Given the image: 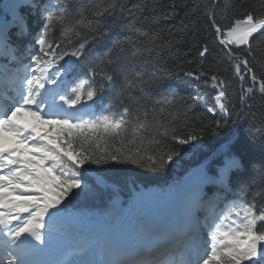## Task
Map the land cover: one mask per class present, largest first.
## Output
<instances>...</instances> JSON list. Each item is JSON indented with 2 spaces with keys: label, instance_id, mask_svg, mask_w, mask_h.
I'll list each match as a JSON object with an SVG mask.
<instances>
[{
  "label": "snow or ice",
  "instance_id": "1",
  "mask_svg": "<svg viewBox=\"0 0 264 264\" xmlns=\"http://www.w3.org/2000/svg\"><path fill=\"white\" fill-rule=\"evenodd\" d=\"M234 7L231 0H206L201 22L208 25L219 58L240 82L241 109L257 99L264 108V59L257 60V45L264 44V13L244 11L229 23H222L227 15L217 19V9L227 13ZM6 8L12 19L0 22V264H264V176L247 185L244 201L231 198L234 182H244L246 169V145L235 135L225 136L188 178L185 206L202 212L203 219L186 213L159 226L148 222L150 243L138 245L124 259L98 260L91 242L69 243L66 220L73 202L107 187L110 171L129 170L117 166L169 170L206 135H220L222 123L216 117L230 116L237 104L228 97L227 79L202 63L183 74L198 92L211 83V118L194 116L199 94L189 104L177 103L172 92H156L169 73L162 66L144 69L166 45L154 30L156 17L136 16L142 4L18 0ZM33 12L39 53L24 64L23 51L11 37L13 32L21 39L31 34L28 17ZM125 13L124 26L135 37L116 40L82 67L87 50L107 37ZM210 54L205 43L199 56ZM24 116L31 119L22 122Z\"/></svg>",
  "mask_w": 264,
  "mask_h": 264
},
{
  "label": "trees",
  "instance_id": "2",
  "mask_svg": "<svg viewBox=\"0 0 264 264\" xmlns=\"http://www.w3.org/2000/svg\"><path fill=\"white\" fill-rule=\"evenodd\" d=\"M52 2L54 3L55 0ZM73 2L78 6H88L93 3V0H73ZM205 2L206 0H123L125 6L129 8L138 3L144 6L142 12L136 13L138 18L142 16L157 18L153 27L163 37L166 47L162 54L154 57L151 64L144 70L152 71L155 67L162 66L169 74L156 86V92L162 95L172 92L175 94L177 103L186 101L189 104L193 103L190 97L199 94L202 98L195 101L193 114L197 118H211V113L207 111L208 107L214 104L215 92L211 83L207 88L202 86L198 92L196 83L190 82L183 74L185 70L199 67L202 63L205 70H210L227 79L228 97L233 104H237L236 110L230 116L216 117L222 123L220 135H206L198 148L182 152L176 163L163 173L145 172L143 169L132 166H117L129 169L128 171H110L106 176L105 190L100 188L93 194L87 197L82 196L73 202L70 216L76 217L77 222L66 223L70 237L68 242H78L86 231L85 226L89 224L113 227L123 225L124 228L139 231L148 239L146 224L148 222L154 224L150 220L153 216H165L169 222L186 213L190 214L192 208L185 206L188 178L206 158L213 155L223 143L225 136L235 135L246 145L244 182H234L231 198L238 197L240 201H244V189L247 185L258 184L260 178L264 176V108L259 107L258 99L249 101L251 107L241 109L239 106L240 82L233 76L228 64L219 58V49L211 43L208 25L201 22L200 13ZM9 3V1L0 0V22L12 19L6 8ZM231 3L235 7L227 13L217 9L218 20L225 15L228 17L222 20V23H229L231 18L238 17L244 11H253L257 15L264 13V9L260 7V0H231ZM197 5H200V8H197ZM128 19L125 13L123 20L112 27L107 37L99 39L87 50L80 62L82 67L91 61L98 60L116 40L135 37L133 29L124 26ZM28 21L30 35L21 39L13 32L11 37L12 44L23 51L22 63L27 61L37 49L33 37L37 34L39 25L34 12L28 17ZM144 22L147 23V21ZM9 27L11 29V25ZM169 41H171V47L167 46ZM205 43H208L211 54L201 58L199 52ZM257 48L259 61L264 59V44L258 43ZM65 59L69 58L65 57ZM96 83H99V78ZM108 99L109 97H105L103 103L107 104ZM100 107V102H97L96 110L99 111ZM44 128L47 129L48 126L45 125ZM133 180L135 183L132 182ZM204 189L210 194L209 187ZM114 197L121 202L120 209L111 203ZM202 214L200 212V215Z\"/></svg>",
  "mask_w": 264,
  "mask_h": 264
},
{
  "label": "rangeland",
  "instance_id": "3",
  "mask_svg": "<svg viewBox=\"0 0 264 264\" xmlns=\"http://www.w3.org/2000/svg\"><path fill=\"white\" fill-rule=\"evenodd\" d=\"M3 1H8V0H3ZM17 2H18V0H11L10 5L13 3H17ZM38 53H39V49L36 51L35 54H38ZM89 104H91V103L89 102ZM21 119H22V122H24V121L30 120L31 118L24 116ZM115 204L119 205L116 202H115ZM163 220H164V218H160V223ZM89 230L91 231V233L87 236H84L82 238L81 242H91L92 244H94L96 246V250L98 251L100 256H104L107 253L108 247L111 245L112 241H115L117 238L120 239V238L125 236L124 232L117 233V231L108 230V229L101 228V227L90 228ZM129 237H134V236H129ZM135 238L137 239L138 236H136ZM125 239H127V238H125ZM121 240L122 239H120L119 241H121Z\"/></svg>",
  "mask_w": 264,
  "mask_h": 264
}]
</instances>
